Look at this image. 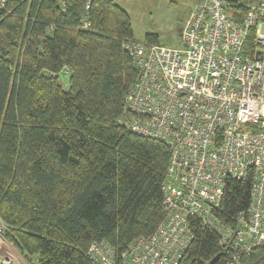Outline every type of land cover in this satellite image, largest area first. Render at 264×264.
I'll use <instances>...</instances> for the list:
<instances>
[{"label": "trees", "instance_id": "obj_1", "mask_svg": "<svg viewBox=\"0 0 264 264\" xmlns=\"http://www.w3.org/2000/svg\"><path fill=\"white\" fill-rule=\"evenodd\" d=\"M257 2L228 0V14L239 22ZM127 43L161 45L153 34L136 41L114 0L0 4V235L26 264H94L97 242L120 260L165 220L170 148L128 127L139 72ZM253 181H227L222 222L247 212ZM191 230L179 264H231L217 232L196 219ZM237 264H264V248Z\"/></svg>", "mask_w": 264, "mask_h": 264}, {"label": "built area", "instance_id": "obj_2", "mask_svg": "<svg viewBox=\"0 0 264 264\" xmlns=\"http://www.w3.org/2000/svg\"><path fill=\"white\" fill-rule=\"evenodd\" d=\"M228 4L201 0L183 24L179 48L124 45L139 72L125 97L128 127L170 148L165 220L120 260L108 243L92 244L94 264H179L193 240V219L220 235L231 264L264 248V0L239 22ZM250 173L248 210L228 225L216 215L227 181Z\"/></svg>", "mask_w": 264, "mask_h": 264}, {"label": "rangeland", "instance_id": "obj_3", "mask_svg": "<svg viewBox=\"0 0 264 264\" xmlns=\"http://www.w3.org/2000/svg\"><path fill=\"white\" fill-rule=\"evenodd\" d=\"M130 16L134 38L145 42L147 35L158 36L161 45L181 46L180 30L201 0H114ZM66 84L68 78L61 75ZM0 264H26L19 253L0 235Z\"/></svg>", "mask_w": 264, "mask_h": 264}]
</instances>
